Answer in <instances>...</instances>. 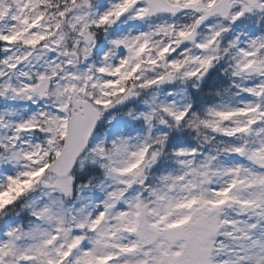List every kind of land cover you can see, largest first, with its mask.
<instances>
[{"label":"snow or ice","instance_id":"6c2138e0","mask_svg":"<svg viewBox=\"0 0 264 264\" xmlns=\"http://www.w3.org/2000/svg\"><path fill=\"white\" fill-rule=\"evenodd\" d=\"M0 264H264V0H0Z\"/></svg>","mask_w":264,"mask_h":264}]
</instances>
